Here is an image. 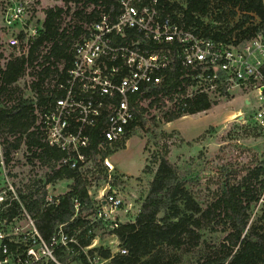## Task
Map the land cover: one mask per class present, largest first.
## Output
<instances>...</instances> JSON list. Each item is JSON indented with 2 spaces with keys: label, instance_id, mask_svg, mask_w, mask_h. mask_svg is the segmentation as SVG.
<instances>
[{
  "label": "built area",
  "instance_id": "1",
  "mask_svg": "<svg viewBox=\"0 0 264 264\" xmlns=\"http://www.w3.org/2000/svg\"><path fill=\"white\" fill-rule=\"evenodd\" d=\"M23 17L24 7L18 4L6 23H19ZM40 30L41 26L33 29L29 37L36 38ZM22 55L26 52L18 56ZM69 55V67L58 66L47 79L48 101L35 110L42 142L63 154L56 168L66 167L83 178L98 174V168L90 166L91 135L97 133L96 149L101 153L122 140L134 122L132 105L138 104L147 113L151 90L170 75L177 76L180 84L167 100L169 113L183 110L197 96L214 100L232 90H248L252 101L247 98L244 103L254 109L247 120L264 131L262 34L236 46L215 42L186 24L180 14H165L160 0H116L114 10H100L94 21L82 24L81 34L71 40ZM98 162L105 184L94 200L88 189L93 211L86 220L91 229L104 231L110 247L101 246L110 257L89 258V245L75 253L85 257L87 264H107L128 253L114 233L121 224L118 213L123 205L111 188L114 165L106 156H99ZM9 177L0 148V264H62L56 251L78 246L75 237L59 227L44 240ZM45 192L42 207L58 204L59 197L50 195L47 186ZM74 204L77 214L79 205ZM99 240L94 235L91 245Z\"/></svg>",
  "mask_w": 264,
  "mask_h": 264
},
{
  "label": "trees",
  "instance_id": "2",
  "mask_svg": "<svg viewBox=\"0 0 264 264\" xmlns=\"http://www.w3.org/2000/svg\"><path fill=\"white\" fill-rule=\"evenodd\" d=\"M61 1L67 7L74 5L71 19L60 28L62 11L47 10L39 35L27 40L26 56L11 57L3 67L0 65V148L9 166L11 153L17 152L24 140L26 151L31 152L29 163L37 161L40 168L49 167L51 174L47 183L72 181L69 193L59 198L55 206L42 207L46 194L44 188L34 192L27 188L26 195H19L26 211L35 218L36 229L44 240H49L59 227L67 235L75 237L78 246L71 244L68 249L57 250L56 257L63 263L79 261L86 264L85 257L81 254L75 256V253L88 247L94 236L89 233L92 229L86 220L93 211L88 183L75 171L66 167L56 168L63 154L42 142L35 127V110L48 101L47 79L58 70L59 62L63 69L69 67L71 40L81 34L82 24L94 21L100 10H114L116 0ZM169 1L160 0L165 14H180L186 24L202 30L215 42L236 46L257 34L264 36L263 0H184V7ZM233 37L235 40L231 42ZM38 59L37 66H33ZM28 68L33 70L32 76L36 79L30 86L36 102L23 97L19 88L18 98L12 97L15 84L25 76ZM262 70L264 74V66ZM179 84L178 77L170 75L161 86L151 90L149 98L153 100L149 105L161 104L163 107L161 99L171 100V92ZM213 106L207 96H197L187 101L183 110L168 112V122L203 113ZM132 109L134 122L126 133L144 124L146 110L138 104L132 105ZM15 136H18L16 140L9 141L8 137ZM97 139V133L91 135L90 157L100 175L97 161L105 154L97 151ZM166 156L167 151L158 159L157 170L134 222L120 224L114 232L127 255L116 256L109 264H171V257L166 255L188 254L199 245L201 230L219 227L225 233L222 242L208 247L205 254L191 264H264V216L260 226L249 224L251 206L264 197V161L248 170L239 183L219 186L212 201L202 207L187 190V182L180 177L178 168ZM102 179L105 180L106 176L102 175ZM75 201L79 205L77 214ZM83 213L86 216H82ZM98 250L103 259L110 257L108 250Z\"/></svg>",
  "mask_w": 264,
  "mask_h": 264
},
{
  "label": "rangeland",
  "instance_id": "3",
  "mask_svg": "<svg viewBox=\"0 0 264 264\" xmlns=\"http://www.w3.org/2000/svg\"><path fill=\"white\" fill-rule=\"evenodd\" d=\"M169 2L184 7V0ZM18 4L24 7V17L19 23L17 20L7 25L6 20L10 17L11 10L18 7ZM49 9L62 11L60 28L71 19L75 11L74 5L70 4L67 7L61 0H0V65L2 67L11 57L26 52L25 43L29 40L31 31L40 28L45 12ZM207 22L208 19L205 20V23ZM19 36H22L21 40ZM14 40L16 44L13 43ZM234 40L233 37L231 42ZM38 62L39 59L33 63V66H37ZM32 74L33 70L28 68L25 76L15 84L13 99L18 98L19 88L23 97L36 102L30 91L32 82L36 80ZM249 93L248 90H232L225 97L217 96L211 100L214 106L210 110L183 116L171 122H168L171 103H168L166 98L161 99L164 102L163 107H160L161 104L149 105L144 115L143 126L134 127L131 132L123 136L122 140L104 152L114 165L111 188L123 201L118 213L121 224L134 222L157 170L158 159L165 151H167V160L178 168L180 177L187 182V190L202 207L212 201L219 186L239 183L248 170L264 161V131L255 127L252 120H247L254 108L247 107L243 102V99L251 98L252 95ZM152 100L153 98H150L149 103ZM236 115L239 117H235ZM240 116L246 123L242 122ZM8 138L9 141H13L18 136ZM11 155L12 161L8 166L9 179L15 190H20V195H26L27 188L32 192L34 188L46 190V186L48 193L56 198L64 197L69 193L71 180L47 183L51 174L49 167L40 168L37 161L29 163L31 152L26 151L24 140L21 141L17 152ZM97 165L100 170L101 165L98 161ZM90 166L96 169L93 161L90 162ZM101 173L85 177L92 199H95L99 195V190L104 187L105 183L102 179L104 174ZM253 185L258 184L253 183ZM22 188L24 190L21 191ZM82 216L86 214L83 213ZM262 216H264L263 196L257 204L251 206L249 224L257 223L260 226ZM91 231L100 240L95 246L90 244L91 247L86 249L89 258L100 256L98 249L104 250L101 245H104V248L110 247L102 229L94 228ZM200 234L199 245L188 254L182 255L177 252L166 255L167 258L171 257V264L195 262L205 254L208 247L220 244L225 236L221 227L206 228L201 230ZM57 260L62 264H81L79 261L63 263L58 258Z\"/></svg>",
  "mask_w": 264,
  "mask_h": 264
},
{
  "label": "crops",
  "instance_id": "4",
  "mask_svg": "<svg viewBox=\"0 0 264 264\" xmlns=\"http://www.w3.org/2000/svg\"><path fill=\"white\" fill-rule=\"evenodd\" d=\"M263 3H264V0H263ZM248 96V95H247ZM249 98V97H248ZM247 98H245V99H243V102H245V100H246ZM250 100L252 99V97L251 98H249ZM252 101V100H251ZM247 107H249L248 105H247Z\"/></svg>",
  "mask_w": 264,
  "mask_h": 264
}]
</instances>
